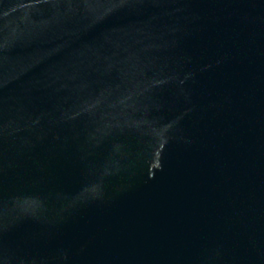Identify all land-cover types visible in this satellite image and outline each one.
Instances as JSON below:
<instances>
[{"label":"water","instance_id":"obj_1","mask_svg":"<svg viewBox=\"0 0 264 264\" xmlns=\"http://www.w3.org/2000/svg\"><path fill=\"white\" fill-rule=\"evenodd\" d=\"M0 264H264V0H0Z\"/></svg>","mask_w":264,"mask_h":264}]
</instances>
